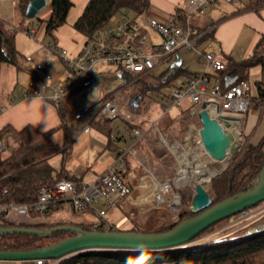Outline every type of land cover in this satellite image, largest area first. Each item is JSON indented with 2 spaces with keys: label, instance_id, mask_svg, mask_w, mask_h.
I'll return each instance as SVG.
<instances>
[{
  "label": "trees",
  "instance_id": "1",
  "mask_svg": "<svg viewBox=\"0 0 264 264\" xmlns=\"http://www.w3.org/2000/svg\"><path fill=\"white\" fill-rule=\"evenodd\" d=\"M16 1L22 14L25 15V8L30 0ZM47 1L50 3L51 11L48 19L44 22V30L46 33L51 34L53 30L65 22L67 13L72 6V0ZM147 6L148 0H88L82 11L73 21L72 26L85 41L95 36L98 31L109 24L118 11L131 10L135 14H139L144 12ZM261 6H264V0H246L244 4V8L253 10H257ZM196 45H198V42ZM199 49L204 51L202 48ZM219 59L223 63L224 68L218 71L216 75L208 73V76L213 83L219 84L221 90H225L228 86L240 80H248V73L251 67L259 66L260 69L259 76L254 81L257 95L249 98L248 109L246 111V113L254 111L256 113V121L249 134L244 136V142L229 164L218 174L210 178L207 193L211 197L212 204L253 185L257 173L264 163V133L258 141L253 142L250 140L251 135L255 132L264 115V32L260 34L255 42L250 56L240 60H234L230 56ZM3 63L12 64L17 69L28 70V66L25 64L26 60L22 61L19 59V52L15 47L13 29L0 17V67ZM118 71L122 77V81L114 91L124 90L130 84L139 91L137 94L139 98L147 96L146 94L149 92H159L160 88L166 84H172L173 88L177 87L184 83L185 78L199 74L198 72H192L182 66L175 65L171 71L161 72L157 76L158 82L151 83L143 80V76L149 73L135 79L133 75L121 72L119 69ZM178 79H180V82L174 85ZM110 93L112 91L105 95ZM148 98V102L141 106L144 115L155 102L154 98ZM166 105L162 104V108ZM195 107L196 105L191 103L184 108L180 107L177 112H169L162 115L157 121L159 130L169 135L170 138L172 133L175 137L180 138L191 122H197L200 125L198 112L195 111ZM130 108H133V105H130ZM59 113L61 116L64 114L61 109H59ZM110 121L109 119H99L96 121L92 119L90 123L92 126L108 134ZM126 123L128 124L129 122ZM131 126L132 131L133 127L138 126V123L131 124ZM4 132L17 135L20 139V144L12 149L7 158H0V185L5 187V191L0 193V203L9 201L24 203L31 201L35 199L36 192L40 186L50 185L62 178L74 180L79 186L81 185V180L55 171L49 164L48 158L60 149V146L52 141L50 137L51 131L41 132L31 125H26L20 130L15 131L7 125L0 129V134ZM143 142H145L144 145L159 161L164 173L172 176L175 162L171 154L160 142L156 130H146L141 139L136 143V147L141 150ZM108 147L116 153H120L123 150L119 149L120 147L118 146H113L112 140H109ZM124 161L125 166L120 173L129 185L132 186L133 179L140 172L133 166V161L129 155L124 156ZM181 192L183 196V189ZM185 193L191 196V188L186 189ZM61 206H63V203L57 204L54 208L46 211L44 215L50 214L53 209H58ZM86 211L93 212L92 209H86L83 212L75 211V213H84ZM196 213L197 211L191 210L190 205L184 204L183 210L177 214L176 218L170 219L154 229L144 230L138 227L115 230H132L136 232L164 231L173 228L179 221ZM31 215L34 217L39 216L37 213H31ZM230 220L231 218L227 217L215 222L198 233L192 242L182 247L158 252L87 250L69 256L59 264H264V229L250 233L244 227L229 230L230 226H228L219 230V234L216 233V235L213 234L207 238L202 236L222 227ZM61 224L68 223L50 221H37L35 223L14 222L0 215V228H49ZM69 224L78 225L86 230H106L102 224L94 226L93 221H81ZM73 234L75 232L70 230L53 231L44 237L38 234H0V249L30 250L39 246L52 244Z\"/></svg>",
  "mask_w": 264,
  "mask_h": 264
},
{
  "label": "built area",
  "instance_id": "2",
  "mask_svg": "<svg viewBox=\"0 0 264 264\" xmlns=\"http://www.w3.org/2000/svg\"><path fill=\"white\" fill-rule=\"evenodd\" d=\"M215 2L216 0H186L185 6L177 10L175 16L166 22L158 21L145 12L133 16L127 10V13L117 18L113 25L110 23L105 25L95 36L86 39L75 54H67L65 49L59 51V56L69 71L65 80L53 82L52 77L41 64H34L31 79L22 97L44 99L56 107L66 104L73 118L80 119L89 111L90 106H79L75 102H70L68 98L95 85L90 69L97 61H106L115 65L121 72L140 77L150 73L156 66L166 62L180 50L195 48L204 68L218 72L224 68L223 63L213 52L202 51L197 47L199 34L194 32L190 22L193 14L202 13ZM148 32L158 36L159 41H151L148 38ZM31 33L33 31L28 32V34ZM25 60L27 63L32 62L30 57H26ZM250 92L251 86L247 80H240L225 90H221L219 84L212 82L207 71L185 78L183 84L173 88L169 102L162 108L159 116L151 119L145 129L138 126L133 127L131 144L122 152L117 153L113 162L102 173L95 175L89 181L82 182L80 186L74 180L67 178H62L50 185L40 186L35 199L31 201L0 203V215L14 222H22L23 219H29L28 222H30L33 221L31 213L43 215L57 204L63 203L69 205L74 212L92 209L96 217L93 221L94 226L102 224L106 230H115L105 219V210L96 204L101 200L106 205H115L122 198L129 196L136 188L145 190L146 193L140 196L139 200L149 199L167 208L173 218H176L180 205L179 189L192 180L185 181L180 173L191 172L202 164L210 169L208 165L210 162L205 159L211 156L206 153L198 135L201 124L190 123L180 138H170L159 130L158 119L173 109L179 110L182 100L187 98L196 105L195 111L197 112L201 109V104L205 103L204 109L210 117L227 126L235 138L236 136L241 138L238 125L240 116L248 109ZM117 97L120 102L125 101L124 96L117 90L100 96L99 107L92 119L115 120L120 118L131 124L143 119L135 112L128 109L122 110ZM148 129L156 130L160 142L171 154L175 162L174 173L172 176L162 178L146 171L137 178L135 184L130 186L120 173L125 166L124 156L129 155L134 158L136 143ZM84 130H88V126ZM0 191H5V189ZM228 226L244 227L250 233L263 230L264 201L238 212L227 223L226 227ZM69 256L72 255L36 258L34 264H59Z\"/></svg>",
  "mask_w": 264,
  "mask_h": 264
},
{
  "label": "crops",
  "instance_id": "3",
  "mask_svg": "<svg viewBox=\"0 0 264 264\" xmlns=\"http://www.w3.org/2000/svg\"><path fill=\"white\" fill-rule=\"evenodd\" d=\"M218 1L233 3L234 6L230 8L227 5H221L222 8H214ZM185 2L186 0H148V6L144 12L158 21L166 22L174 17L177 10L185 6ZM245 3L246 0H235L231 2L216 0L214 4L210 5L212 10L208 14H206V10H208L210 6H208L205 12L199 15L200 17L198 18H195L196 16L193 14L190 17V22L194 32L199 34L197 46L204 51L213 52L218 58L230 56L234 60H240L250 56L255 42L260 34L264 32V6H261L257 10H253L244 8ZM123 14L124 13H122L121 16ZM129 14L133 16L138 15L131 10L129 11ZM212 14L213 16H210ZM214 17L215 19H213ZM148 38L154 42L159 41L158 36L151 32H148ZM81 45L74 46L73 44H70V53L75 54L78 52ZM25 64L28 66L27 71L30 70V72H32L33 66H30V63L27 62ZM259 69V66H254L249 69L247 81L251 86V92L249 93L250 97H255L257 95L254 81L259 76ZM208 73L212 75L217 74V72L213 70ZM68 75L69 71L65 67L59 77H61L62 80H65ZM25 88L26 85L21 87L20 90H13L9 95L10 97L6 100L8 105L2 106L0 104V129L8 125L17 131L26 125H31L41 132L51 131L50 137L52 141L60 146L59 151L48 158L49 164L55 169V171L67 174L72 178H77L78 180H81V182L89 181L95 175L102 173L107 166L113 162L114 157L117 154L108 147L109 140H112L113 146L120 147L119 149H125L131 144L132 126H130L129 123L127 124L123 121V129L117 128L116 131H112L110 127L109 133L107 134L106 132L101 131V129L91 125L90 121L92 120L94 113L89 114V116L87 115L89 118L84 114L80 119L73 118V120H66L65 112L68 109L66 104L62 107H56L44 99L37 97H22ZM68 99L70 102H74L75 94L69 96ZM59 109L64 112V116H61ZM85 117L87 118V121L79 123L80 120L85 119ZM75 120L77 121L76 123ZM140 121L141 120H139L138 127L141 126L139 128L145 129L147 127V120L142 119L141 123ZM255 121L256 113L254 111H250L240 116L238 131L242 137L249 134ZM112 122L113 121L111 120L109 123L110 126ZM86 126H88V130H84ZM263 130L264 115L255 132L251 135L250 140L253 142L258 141L260 136L264 133ZM9 135L10 136L4 140L7 152L3 153V143H0L1 159L7 158L12 149L15 148L9 143V141L13 139L15 141L20 140L19 137L15 134L13 135V133H10ZM121 141L128 142V144L126 146H121ZM139 150L140 149L136 147V152ZM3 187L4 186L0 185V190L5 189ZM144 194L146 195L144 191L138 190L134 196L129 195L122 198L115 205H106L101 200H99L96 205L105 210V219L111 223L114 229L141 228L143 227V224H147L145 222L147 220H144L142 216H138L140 213L138 210L144 205L143 203L150 201L149 199L143 201L139 200L140 196ZM61 209L79 215L78 220L75 222L70 221V223L96 220L94 212L86 211L84 213H75L67 204H63V206L58 209H53L50 214L43 215L46 217L51 215L53 211ZM133 213L137 214V216H132ZM146 217H149L152 222L156 223L168 219L167 216ZM37 221L44 220L33 218V221H30V223H35ZM54 222L65 221L64 219H58ZM233 229L234 228L229 230ZM212 235L213 233H210L208 237H211ZM0 264H34V259L28 262L26 260H0Z\"/></svg>",
  "mask_w": 264,
  "mask_h": 264
},
{
  "label": "rangeland",
  "instance_id": "4",
  "mask_svg": "<svg viewBox=\"0 0 264 264\" xmlns=\"http://www.w3.org/2000/svg\"><path fill=\"white\" fill-rule=\"evenodd\" d=\"M87 1L88 0H72V6L70 7L67 13L65 22L62 23L57 29L53 30L51 34H49L46 33L44 30V22L46 19H48L51 11V6L48 1L37 12L36 16L32 18H27L25 17V15L22 14L16 0H0V17L5 22H7L14 31V42H15V47L19 52V59L23 61L26 57H30L32 59L30 66H34V64L37 63L41 64L42 67L45 69V71L50 74L53 82L56 81L57 79H61V77L59 76H61L62 72L65 69V66L59 56V51L65 49L67 51V54L72 55L70 53L71 51L70 44H73L74 46H78L81 45L82 42L84 41V38L74 30L72 23L75 20V18L79 15V13L82 11ZM221 5H227L230 8L234 6L233 3L231 4V3H224L218 1L214 8L217 9L222 8ZM205 10L203 12H205ZM211 10L212 9L210 6L209 9L206 10V14L211 12ZM122 13H127V12L118 11L115 14V16L111 19L110 24L113 25L115 23V20L119 18ZM202 13H195L194 14V16H196L195 18L200 17L199 15H201ZM213 14L210 16H213ZM213 19H215V17ZM29 31H33V33L28 34ZM175 65H179L187 68L190 71H196L199 73L204 71L207 72L212 71L211 69L204 68L201 58L199 57V54L195 48H188L179 51L177 55L170 57L166 62H163L160 65L156 66L149 74L143 76V80L151 83H156L158 82L157 76L161 72L163 71L169 72L174 68ZM31 74L32 72H30V70L27 71V70L17 69L12 64L3 63L1 65L0 104L2 106L8 105V102L6 100L10 97L9 95L13 90L17 91L20 90L21 87L25 85L27 86L28 81L31 79ZM90 74L94 75L93 77L95 79V85L90 87V89L75 95V100H74V102L77 103L79 106L82 105L90 106V111L85 114L86 117L87 115L89 116V114H93L96 112V110L99 107L100 96L110 91L114 92V90L119 86L120 82L122 81V77L119 75L118 68L113 64L107 63L106 61H97L96 63H94V65L90 69ZM136 78L137 77H135V79ZM179 82L180 79L176 80L174 85L178 84ZM172 90H173V85L166 84L160 88L159 92L154 91L146 94L148 97L154 98L155 102L149 107L148 112L145 115L142 112L141 106L142 104L147 103L149 98L147 96H144L143 98H139V96L137 95L139 91L137 90L136 87L131 86L130 84H128L127 88H125L124 90H117L120 91V94L123 95L125 98L124 102H120L118 96L117 102L122 108V110L128 109L132 112H135L144 120H147V125H148V122L151 119H154L161 114L162 104L165 105L168 104ZM190 104L191 102L187 98H185L184 100H182L181 108H184L185 106ZM130 105H133V108H130ZM177 111H178L177 109H173L171 112L174 113ZM86 117L85 119L80 120L79 123L86 122L87 118H89ZM65 119L73 120L72 113L69 111V109H67L65 112ZM112 121L113 122L110 126L112 131H116L117 128L123 129L124 122L122 119L117 118ZM76 122L77 121L75 120V123ZM191 123L198 124L197 122H191ZM129 124L131 126L130 122ZM9 134H10L9 132H4L0 134V141H1L0 143H3V149H4L3 153L7 152V147L4 144V140L5 138H8L10 136ZM174 137L175 135L172 133L171 138ZM236 137L238 144L232 149L227 159L222 158L219 161H216L211 157L210 158L206 157L205 160L210 162L208 164L210 166V169L215 170V173L211 175L208 178V180L196 181L195 179H192L191 181H189L179 189L180 205L177 214L181 210H183L184 204L190 205V201L194 193L193 186L196 182L203 183L207 189L210 178L218 174L227 164H229V162L232 160V158L238 152L242 143L244 142V136L243 137L241 136V138L240 136H236ZM9 143L13 145V147H16L20 144V140L15 141L13 139L10 140ZM144 143L145 142H143L141 145L142 149L136 152L134 158L133 157L131 158L133 161V166H135V168H137V171L139 170L138 172H140V174L133 179V184H135L137 182V178H139L146 171L162 178L169 177L166 173H164V170L161 168L159 161L156 159L154 154L144 145ZM127 144L128 142H124V141L120 142L121 146H126ZM189 188H191L192 190L191 196H188V194L185 193V190ZM182 189L184 191L183 196L181 192ZM138 190L141 189H133L130 195L134 196L136 194V191ZM141 191H145V190H141ZM143 204L144 205H142L138 210L140 212L138 216H142L144 220H147L145 221L147 224H145L146 226L143 224L142 225L143 227H141V229L144 230L154 229L166 223V221L173 219V215L170 213V211L167 208H164L162 206L160 207V205L155 204L153 201H148ZM132 216H137V214L133 213ZM146 216H167L168 219L160 223H156V222H152L150 218ZM233 216H230V218H232ZM78 217L79 215L63 209L55 210L51 213V215H48L46 217L44 215H39L37 217L32 216V218H40V220L50 221V222H54L55 220L58 219H64V221L68 224L70 223V221L75 222L76 220H78ZM21 221L30 223L27 222L28 221L27 219H23ZM226 226L227 224L215 229L214 231L208 232L202 236L207 238L210 235V233H213L215 235L216 233L219 234V230L225 228ZM232 228H236V227H231V226L229 227V229ZM26 261L28 262L30 260H26Z\"/></svg>",
  "mask_w": 264,
  "mask_h": 264
},
{
  "label": "water",
  "instance_id": "5",
  "mask_svg": "<svg viewBox=\"0 0 264 264\" xmlns=\"http://www.w3.org/2000/svg\"><path fill=\"white\" fill-rule=\"evenodd\" d=\"M47 0H30L25 8V17L32 18L46 4ZM137 96V95H136ZM201 104L198 111L199 138L207 154L214 160L224 158L233 145L229 128L210 117ZM237 119V118H234ZM194 193L190 208L197 213L179 221L173 228L159 232H136L132 230H86L74 224H61L49 228L7 227L0 228V234H38L47 236L53 231L70 230L75 234L49 245L30 250H1L0 260H32L36 258H57L74 255L87 250H109L129 252L165 251L188 245L193 238L215 222L233 216L264 200V163L257 173L253 185L222 200L213 203L203 183L193 186Z\"/></svg>",
  "mask_w": 264,
  "mask_h": 264
},
{
  "label": "bare ground",
  "instance_id": "6",
  "mask_svg": "<svg viewBox=\"0 0 264 264\" xmlns=\"http://www.w3.org/2000/svg\"><path fill=\"white\" fill-rule=\"evenodd\" d=\"M237 144H238L237 138H235V136H233V145L230 147V149L228 150V152L226 153L224 158L227 159V157L230 155L232 149ZM214 173H215V170L207 169L202 164L199 167H197L196 169L192 170L191 172L190 171L181 172L180 175H181L182 179H184L185 181H189L191 179H195L196 181H199V180H207Z\"/></svg>",
  "mask_w": 264,
  "mask_h": 264
}]
</instances>
